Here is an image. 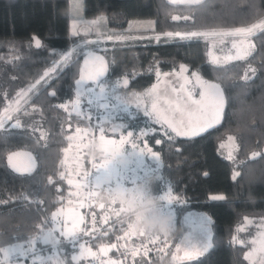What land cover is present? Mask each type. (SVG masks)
Instances as JSON below:
<instances>
[{
  "label": "trees",
  "instance_id": "16d2710c",
  "mask_svg": "<svg viewBox=\"0 0 264 264\" xmlns=\"http://www.w3.org/2000/svg\"><path fill=\"white\" fill-rule=\"evenodd\" d=\"M69 2L0 0V114L20 101L18 93L48 70L50 73L48 83L24 96L14 118L5 120L4 129H0V247L36 237L41 226H50L53 211L72 186L67 179H60L64 149L70 131L90 122L59 105L75 95L74 83L87 47L106 59L108 71L102 80L128 79L127 86L121 82L117 89L127 100L149 87L156 71H171L181 64L219 83L225 97L221 123L198 136L166 133L160 124L147 120L138 107L133 114L122 113L119 118L125 130L138 131L148 123L154 126L144 138L159 155L162 177L170 181L179 202L175 227L168 235L171 244L185 229L183 209L193 208L210 217L212 247L203 255L182 258L174 264H248L243 256L246 247L232 238L243 217L264 219V31L256 30L250 37L254 44L250 55L225 64H211L206 58L208 38L181 40L164 34L188 33L196 28L220 32L250 27L264 19V0H81L80 17L99 21L96 26L101 35L94 36L96 39L125 35L107 39L106 49L96 41L81 43L79 39H87L89 34L72 35ZM136 26L141 34L130 36ZM33 36L43 47H35ZM67 51L72 53L70 62L57 67L54 62ZM245 67L255 69L248 78L241 77ZM53 91L55 96L50 95ZM17 120L20 127H12ZM229 134L236 141L231 159L218 150L219 141ZM17 150L32 155L30 172H18L9 163V154ZM83 158L86 170L91 171L88 157ZM215 192L225 199L213 200L211 194ZM119 218L86 226L87 237L95 245L115 239L126 229L125 220ZM37 243L38 251L49 247ZM111 250L126 256L122 264H173L157 249H149L146 255L141 250L131 258L130 251Z\"/></svg>",
  "mask_w": 264,
  "mask_h": 264
},
{
  "label": "rangeland",
  "instance_id": "374dc122",
  "mask_svg": "<svg viewBox=\"0 0 264 264\" xmlns=\"http://www.w3.org/2000/svg\"><path fill=\"white\" fill-rule=\"evenodd\" d=\"M180 2L186 3H194L192 0H175ZM200 1V0H199ZM81 4V0H79ZM75 0H70V10H69V17H70V29L71 32L73 31V27L78 33L89 34L87 39H79L81 43L83 42H90L96 41L97 45L103 49L108 47L106 40L109 39V36L101 37L100 39H96L95 37L101 35V30L97 28L96 23H92L96 21L94 18H83L80 17L82 13V9L77 11L74 9ZM264 20V19H262ZM249 27V26H248ZM248 27H238V28H248ZM251 27V26H250ZM232 30V29H229ZM193 31H202L199 28H196ZM228 31V30H227ZM204 32V31H203ZM189 33V32H188ZM134 33H130L129 35L132 36ZM141 34V32H139ZM183 34V33H182ZM128 35V36H129ZM95 36V37H94ZM125 37V35L121 34L118 36H112V39H121ZM234 39H239V37H208L206 40V58L210 60L209 53L213 56L219 57L220 61L218 64H225L228 63L230 60L236 59H228L229 56H235L236 49L232 47V42ZM223 40V43H221ZM248 41L252 44V40L250 37ZM247 43V41H246ZM254 46V44H252ZM86 51H92L90 48H85ZM67 51L66 53H68ZM98 55V52L93 51ZM103 56V55H102ZM105 58V57H104ZM61 57L57 60L60 61ZM106 61V59H105ZM80 68L83 66V58L80 61ZM107 63V62H106ZM185 65V64H183ZM181 66V65H180ZM187 66V65H185ZM78 72L79 79V73ZM249 69H253L251 67H245L241 77L248 78L252 75V72ZM89 69H85V75H87V71ZM192 71H199L197 69H189L188 73L181 74L180 67L176 68L171 71H156V78L151 82V85L144 89L143 91H139V93L133 94L131 97L125 99L124 97L119 96V101L114 98L111 94L105 95L101 98L100 90L97 88L94 90L93 93L87 94L83 97L81 106L75 109L74 112L81 113L80 115H84L87 120L90 122L87 125L75 126L73 130L70 131V137H77L74 140H69L67 145L65 146L63 157H62V164L63 169L61 172L65 173H73L72 179L74 184L77 181V177L74 174V169L78 161L74 159L77 155H79L80 160V168L79 171L81 175L87 169L84 166L85 159L83 156L88 157L89 164L91 165L93 162L100 163L104 158V153L101 150V142H100V127L104 128L103 135L105 136L106 140H114L119 144L121 137L123 136L128 143L124 144L122 147L128 149L129 152L132 151V139L135 137H139V139H135V143L139 145V149H144L145 145H147V149H151L145 141L144 136L142 133L150 132L154 129L151 123L148 125L143 126L138 131H133L132 128L124 129L123 123L120 121L119 115L122 113L125 114H133V109L137 108V98L142 101L141 106L138 108H142L145 105H150V101L146 96L143 94L146 93L148 90L152 89L155 85L157 91L160 94H167L168 96L175 97L176 93L172 92V88L176 87L179 88L181 83H184V76H190ZM49 72V70H48ZM200 72V71H199ZM159 73V75H158ZM201 73V72H200ZM202 75V74H201ZM202 77L210 82L219 84L217 81L213 79H209L202 75ZM124 78H121V82H123ZM104 80V79H103ZM105 81V80H104ZM23 97L21 96L19 99L20 101L15 105L11 106L10 114L13 116V113L16 111L17 107H21V101H23ZM75 99V95L68 99V101L62 102L63 105H69V109L71 110L70 103ZM91 99L92 103H88V100ZM127 103L129 105L128 111H123V104L120 102ZM107 105V107H104ZM8 109V108H7ZM6 110V109H5ZM3 110L0 114V117L7 119L6 111ZM110 116L112 118L111 122L105 120L106 117ZM14 118V117H13ZM147 120L152 122L153 120L149 117H146ZM113 126H116L117 130L115 132L112 131ZM122 126V127H121ZM80 129H87V135L83 137L81 141L80 136L76 133L77 128ZM128 133H134L135 137L129 138ZM231 137V139H229ZM236 141L234 140L233 135L229 134L226 135L223 139L219 141L218 150L221 152L225 157H229V153L232 155V151L235 147ZM77 145H79V151H77ZM223 145V147H221ZM139 149L137 151H139ZM152 153H155L158 157L156 151L151 149ZM18 153V157L14 158L12 162L19 167L21 171L24 168L28 167L29 165V156L31 157V163L34 164V159L32 155L25 150H17L12 152ZM9 154V155H11ZM160 159V157H159ZM117 164H127V170L122 171V175L129 181L138 180L143 181L147 179L148 175L154 174L157 172L156 169V162L151 158V155L145 150L144 156H133L130 160L126 161L123 158L116 161ZM161 164V160H160ZM14 168V167H13ZM161 168L158 169L159 178L154 179L149 183V187L152 193L156 196L162 195L164 192L171 187L170 181L162 177ZM15 169V168H14ZM95 170L91 168V172ZM235 174V173H233ZM126 180V183H127ZM80 183H85V181L81 180ZM139 185V184H137ZM135 190V186H129ZM172 190V189H171ZM68 194L65 196L64 200L58 205V207L53 211L58 212L59 215L57 216L56 220L51 222V225L48 226V229H61L66 228L68 230H72L75 228L77 231V242L75 244L69 243L64 241L58 251H53L50 247L43 251L36 252V256L34 257L39 264V261L44 260H51L52 264H56V261L59 260L61 264H74L75 261L83 260L82 264H122L123 259L126 257L124 254L120 255L119 253L113 254L111 249H115L117 252L122 251H130L129 257H133V253H138L139 251L143 250L144 254L148 253L149 249H157L161 250L164 254H166L167 261L171 263H176L182 258H186V251H190L191 249L188 247L190 245H201L204 242L211 241V224H210V217L206 212H201L196 209H183L182 211V223L185 225V229L181 232V235L178 237L177 241L173 244L170 242V237L165 236L163 234H152L149 236H140V235H132L126 236L125 233L129 230V225H132L130 220H126L123 215L116 216L113 212V208H119V203L109 205L107 200L103 199L101 194L104 192L100 188H81L79 191L75 186H71L68 189ZM94 191L96 195L89 199V192ZM172 195L177 197L176 193L172 190ZM212 196L222 195L220 192H215L211 194ZM104 203L105 207L101 208L100 204ZM163 203V202H161ZM177 201H173L171 205H162V207L169 212L173 216V228L175 227L174 221L176 217V208ZM83 205V206H81ZM90 205V206H89ZM86 212V213H85ZM123 213V212H122ZM113 217H120L118 220H125L124 223L126 224V229L122 231L115 239L110 241H103L99 242L98 244H93L92 241L87 237L89 234L88 228L92 227L94 223H104L105 221H109ZM123 218V219H122ZM251 221V223H247L246 219ZM50 222V221H49ZM264 223V219H258L255 221L250 217L246 216L243 217L237 224L235 228V232L233 234V238L236 239L233 241H243V244L246 248L244 250L243 256L245 258V254L252 251L256 245H253L252 241L258 238L260 232L264 231V227H261V224ZM252 225L251 227H248ZM88 226V228L86 227ZM238 228H243V231H237ZM104 230V229H103ZM88 233V234H86ZM56 235H59V232H56ZM63 239V238H62ZM26 240L15 242L13 244L5 245L4 248H9L13 245L23 243ZM69 243V245H67ZM240 243V242H239ZM116 245V247H109V245ZM171 245V246H170ZM38 246V243L36 247ZM83 246V247H81ZM70 247V250L68 249ZM104 248L106 251H101ZM111 250V251H110ZM94 254V255H93ZM194 256V255H193ZM11 257V261L10 258ZM76 257V259H73ZM0 259L4 260L5 264H15V256L12 254H8L6 256H0ZM32 257L23 261V264H32ZM264 259V254L257 251L251 259H248V264H261V260ZM144 260V259H143Z\"/></svg>",
  "mask_w": 264,
  "mask_h": 264
},
{
  "label": "snow or ice",
  "instance_id": "6c2138e0",
  "mask_svg": "<svg viewBox=\"0 0 264 264\" xmlns=\"http://www.w3.org/2000/svg\"><path fill=\"white\" fill-rule=\"evenodd\" d=\"M194 3H198L199 0H192ZM74 9L77 11L82 9V5L79 0H75ZM173 19H176L175 17ZM99 21H93L92 23H98ZM151 23V22H150ZM256 30L264 31V20L259 21L257 24L252 25L248 28H236L228 31H220V32H203V31H193L189 33H165L164 35L167 37H179L181 40H191L193 38L203 37L207 39L209 36L212 37H239V39H234L232 42V47L236 49L235 56H229L228 59H236L243 60L248 55L251 54L253 49V45L248 41V38L253 36ZM72 35H79L76 31L75 26L73 27ZM112 37H109L111 39ZM32 40L35 44L36 48L43 47L41 40L33 36ZM247 41V43H246ZM223 43V40H221ZM210 55V63L218 64L220 61L219 57L213 56L211 52ZM60 61H55L54 64L58 67L60 64H64L65 66L71 60L72 53H62L60 54ZM83 56V66L80 68L79 79L75 80L74 88H75V99H73L70 103L71 109L75 111V109L79 108L82 103V99L85 95L91 94L95 89L100 90L101 98L105 95L111 94L114 98L119 101V96L117 95V89L120 86L121 80L117 78L114 82H107L102 80L101 78L105 76L108 71V65L105 61L104 56L98 55L93 51H84L82 53ZM85 69H89L87 71V75H85ZM56 68L53 69L55 71ZM251 72H255V69H249ZM189 68L183 64L180 66V73H188ZM159 75V73H158ZM50 77L49 72H45L44 75L40 78V80L36 81L35 84L29 85L28 89L22 90L18 93V96H27L29 93L37 90V86L41 84H47L48 79ZM184 83H181L179 88L173 87L172 92L176 93L175 97L168 96L167 94H160L157 91L156 86L154 85L152 89L148 90L143 95L148 98L150 101V105H145L143 107V113L146 117H149L153 120L154 123L160 124L165 128L166 133L171 132L176 136H188L195 137L200 135L201 133L207 131L209 128H212L221 123L223 114H224V106H225V97L223 90L221 89L219 84L210 82L205 80L199 71H192L190 76H184ZM123 84L127 86L129 84L128 79H123ZM50 95L55 96L56 93L53 91ZM88 103H92V100L89 99ZM123 111H128L129 105L127 103H123ZM142 101L137 98V107L141 106ZM59 107L64 108L65 111H68L69 105H59ZM107 107V105H104ZM17 111L19 108L17 107ZM7 115V119H13V116L10 114L11 106L5 110ZM81 113H77L79 116ZM106 121L111 122L112 118L110 116L105 118ZM5 127V119L0 117V129H4ZM14 128L20 127V121L17 120L15 124L12 125ZM122 127V126H121ZM117 130L116 126H113L112 131L115 132ZM100 142H101V150L104 153V158L100 163H92V169L94 172L89 170H85L81 175L79 168V160L80 157L77 155L74 157L78 161L76 167L74 169V174L78 178L76 183L72 179L73 173H60V179H67L69 185H73L79 191L81 188H100L104 192H114L118 191L121 194H128L133 191V188L129 186H136L149 184L152 180L159 178L158 169L160 168V159L159 157L151 152V149H147V145H145L144 149H139V145L135 143V139H139V137H135L134 133H128L129 138L135 137L132 139V151L129 152L128 149L123 148L122 146L128 143L123 136L119 144H117L114 140H106L104 133V128L100 127ZM76 133L80 136L81 141L83 137L87 135V129H80L79 127L76 129ZM142 135H146V133H142ZM77 137H69L70 140H74ZM171 139V136L169 137ZM231 139V137H229ZM160 141H157L159 143ZM223 147V145H221ZM139 149V151H137ZM145 150L151 155V158L156 162L157 172L154 174L148 175L147 179L143 181L132 180L129 181L122 175V171L127 170V164H117L116 161L123 158L128 161L133 156H144ZM77 151H79V145H77ZM18 153H13L9 155V163L12 164L14 158L18 157ZM231 157V153H229V157ZM13 167L16 171H21L19 167H16L13 164ZM33 165L31 163V157L29 156V165L24 168L23 171H31ZM238 175V174H236ZM235 179V175L233 177ZM83 180L85 183H80ZM127 180V183H126ZM49 183H52V179L49 178ZM96 195V192H89V199ZM213 200L223 201L225 197L223 195H217L212 197ZM160 207L159 211L163 215H167L171 218L173 216L167 212L162 205H171L173 201H177V197L172 195L171 187L168 188L166 192L159 196ZM109 205L116 204L115 200H107ZM163 202V203H161ZM178 202V201H177ZM83 206V205H81ZM101 208L105 207L104 203L100 204ZM112 212L116 216H120L123 212L122 206L119 208H113ZM58 212H54L52 214L53 221L56 220ZM246 222L248 221L247 218ZM107 222V221H105ZM261 227H264V223L261 224ZM243 228H238L237 231H243ZM59 232V235H56V232ZM87 234V233H86ZM140 235V236H151L152 234H146L142 230H138L133 225H129V230L125 233L126 236L132 235ZM107 235V233H105ZM168 234H165L167 236ZM63 238V239H62ZM236 239L235 237L233 238ZM67 241L69 243L75 244L77 242V231L75 228L72 230H68L66 228L57 229H48L41 226L39 234L36 237L29 238L23 243H19L13 245L9 248L0 247V256H6L8 254H12L15 256V264H23V261L32 257V264H37L36 256L37 252V242L42 245L49 246L53 251H58L60 245ZM243 243V241H238ZM254 247L251 252L245 254V259H251V257L259 251L264 254V231L260 232L257 239L252 241ZM83 247V246H81ZM109 247H116V245H109ZM191 250L186 251L185 255L187 258H191L193 255L199 256L206 253L211 247L212 244L210 242H204L201 245L188 246ZM101 251H106V249L102 248ZM94 255V254H93ZM135 255V253H133ZM11 261V257L9 258ZM76 259V257H73ZM0 264H5L4 260L0 259ZM39 264H52L51 260H40ZM56 264H61L59 260L56 261ZM261 264H264V259L261 260Z\"/></svg>",
  "mask_w": 264,
  "mask_h": 264
},
{
  "label": "clouds",
  "instance_id": "9594fccd",
  "mask_svg": "<svg viewBox=\"0 0 264 264\" xmlns=\"http://www.w3.org/2000/svg\"><path fill=\"white\" fill-rule=\"evenodd\" d=\"M105 200H115L123 208V217L146 234H169L173 230V219L159 211V196L152 193L149 184L136 185L128 194L118 191L103 192Z\"/></svg>",
  "mask_w": 264,
  "mask_h": 264
},
{
  "label": "crops",
  "instance_id": "0c3cea01",
  "mask_svg": "<svg viewBox=\"0 0 264 264\" xmlns=\"http://www.w3.org/2000/svg\"><path fill=\"white\" fill-rule=\"evenodd\" d=\"M132 23H134V22H132ZM137 27V26H136ZM139 29H138V27H137V30L135 31V33L132 35V36H134V37H137V36H139L140 34H139ZM86 213V212H85Z\"/></svg>",
  "mask_w": 264,
  "mask_h": 264
},
{
  "label": "built area",
  "instance_id": "2783aa9c",
  "mask_svg": "<svg viewBox=\"0 0 264 264\" xmlns=\"http://www.w3.org/2000/svg\"><path fill=\"white\" fill-rule=\"evenodd\" d=\"M90 171V170H89Z\"/></svg>",
  "mask_w": 264,
  "mask_h": 264
}]
</instances>
